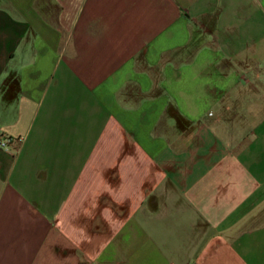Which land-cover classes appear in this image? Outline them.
Returning <instances> with one entry per match:
<instances>
[{
    "label": "crops",
    "instance_id": "0c3cea01",
    "mask_svg": "<svg viewBox=\"0 0 264 264\" xmlns=\"http://www.w3.org/2000/svg\"><path fill=\"white\" fill-rule=\"evenodd\" d=\"M0 264H264V0H0Z\"/></svg>",
    "mask_w": 264,
    "mask_h": 264
},
{
    "label": "built area",
    "instance_id": "2783aa9c",
    "mask_svg": "<svg viewBox=\"0 0 264 264\" xmlns=\"http://www.w3.org/2000/svg\"><path fill=\"white\" fill-rule=\"evenodd\" d=\"M9 141H10V138H2V139H0V146L1 147H6L7 146V144L9 143Z\"/></svg>",
    "mask_w": 264,
    "mask_h": 264
}]
</instances>
